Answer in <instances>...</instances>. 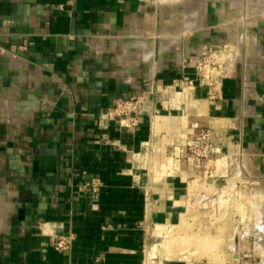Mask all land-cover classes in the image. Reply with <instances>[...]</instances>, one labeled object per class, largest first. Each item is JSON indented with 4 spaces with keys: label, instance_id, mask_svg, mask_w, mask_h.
Here are the masks:
<instances>
[{
    "label": "crops",
    "instance_id": "obj_1",
    "mask_svg": "<svg viewBox=\"0 0 264 264\" xmlns=\"http://www.w3.org/2000/svg\"><path fill=\"white\" fill-rule=\"evenodd\" d=\"M163 7L0 0V264H168L159 236L186 216L191 182L231 174L247 153L264 173V26L233 71L202 80L215 41L164 48L150 31L173 24ZM130 97L142 101L132 125L109 112ZM204 128L209 161L183 143ZM63 236L71 248L58 252Z\"/></svg>",
    "mask_w": 264,
    "mask_h": 264
},
{
    "label": "rangeland",
    "instance_id": "obj_2",
    "mask_svg": "<svg viewBox=\"0 0 264 264\" xmlns=\"http://www.w3.org/2000/svg\"><path fill=\"white\" fill-rule=\"evenodd\" d=\"M205 3V29L201 37L205 34L215 42L209 43L197 66L201 68L202 80H212L229 73L232 64L231 60L219 62L217 54L224 51L236 53L239 47L224 41L226 33L221 23L225 19L223 9H232V2L205 0ZM175 8V5H164L162 9L168 24L172 16L175 19V14L172 15ZM147 10L152 17L159 11L155 5H149ZM261 26L263 24L252 28V32ZM155 27L151 26L150 31L155 32ZM221 39L224 44L219 43ZM247 154L232 156L231 174L190 183L186 216L178 227L159 236L162 258L168 264H264V254H261L264 253L263 229L262 235H256L257 228L264 227L260 225L264 217V173L254 161L249 163L253 155Z\"/></svg>",
    "mask_w": 264,
    "mask_h": 264
},
{
    "label": "bare ground",
    "instance_id": "obj_3",
    "mask_svg": "<svg viewBox=\"0 0 264 264\" xmlns=\"http://www.w3.org/2000/svg\"><path fill=\"white\" fill-rule=\"evenodd\" d=\"M215 1L225 3L227 0H215ZM228 1L232 2L231 3L232 9H230L229 11L226 8L223 9V13L225 14V19L221 22L222 27L226 33L225 42L228 44L237 45L239 47L238 48L239 51L236 53H233L231 51H224L222 53L220 52L219 55L217 54V58L219 62H225L231 60L232 61L231 70L233 71L235 69L236 63L239 62L240 59H242L241 53L242 50L245 49L244 48L245 43H247L248 45L247 47H249L248 48L249 50L250 48L253 47V43L255 42L254 41L255 32H252L251 29L260 27L261 24H263L264 26V0H228ZM154 3L158 6L175 5L177 8H179V11L175 13L174 16L175 19L173 18L174 24L164 25L161 28L155 27L154 33H152L153 31H151L152 34H156L158 38L162 40V42L164 43L162 44L164 45L163 46L164 48L168 49L173 44L176 43L180 44L181 42H183L184 47L187 46L188 48H191L194 44H196L200 51H202L205 48V44L202 42L201 39L202 38L201 36L203 35L202 34L203 30L205 29L204 28L205 27L204 12L206 8L205 0H157ZM152 30H154L153 27ZM134 43H136V45L142 46L143 49L146 50L147 53H149L150 55L154 53V51L151 50V47H149L150 45L147 42V40L137 39ZM128 46L129 45L126 44V48ZM147 48H149V50ZM149 54H146V56H149ZM240 62L242 61L240 60ZM247 158H244V160ZM252 161L253 160L249 161V163L251 162L250 164H252ZM258 215L260 217V214ZM260 222L261 223L263 222L262 224L260 223L259 224L264 226V217ZM255 225H258V223ZM262 229L264 231V227L257 228L258 231L256 235L259 234L262 235L261 233Z\"/></svg>",
    "mask_w": 264,
    "mask_h": 264
},
{
    "label": "built area",
    "instance_id": "obj_4",
    "mask_svg": "<svg viewBox=\"0 0 264 264\" xmlns=\"http://www.w3.org/2000/svg\"><path fill=\"white\" fill-rule=\"evenodd\" d=\"M207 80V79H204ZM182 83L192 84L193 81L189 79H183ZM142 101L139 97H130L126 99L118 100L109 109L112 116L116 118L130 117V124L137 122V116L141 112ZM188 153L195 159L200 161H209L212 158L214 145H215V133L212 128H204L201 130L196 138L183 141ZM86 186L91 190L93 194L98 193L103 182L100 178H92L86 182ZM71 237H60L56 243V250L58 252H65L71 248Z\"/></svg>",
    "mask_w": 264,
    "mask_h": 264
}]
</instances>
